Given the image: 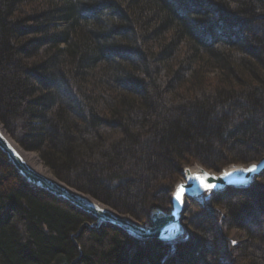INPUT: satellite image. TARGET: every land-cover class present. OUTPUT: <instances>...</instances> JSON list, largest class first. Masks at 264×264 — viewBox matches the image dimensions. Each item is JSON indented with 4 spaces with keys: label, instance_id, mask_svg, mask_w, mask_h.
Segmentation results:
<instances>
[{
    "label": "trees",
    "instance_id": "16d2710c",
    "mask_svg": "<svg viewBox=\"0 0 264 264\" xmlns=\"http://www.w3.org/2000/svg\"><path fill=\"white\" fill-rule=\"evenodd\" d=\"M0 123L150 223L185 165L264 156V0H0ZM184 223L175 243L96 225L0 151V264H264V172L191 200Z\"/></svg>",
    "mask_w": 264,
    "mask_h": 264
},
{
    "label": "water",
    "instance_id": "95a60500",
    "mask_svg": "<svg viewBox=\"0 0 264 264\" xmlns=\"http://www.w3.org/2000/svg\"><path fill=\"white\" fill-rule=\"evenodd\" d=\"M1 124V123H0ZM0 151L31 186L68 203L91 217L96 225L105 224L140 240L177 242L186 237L185 213L190 200L198 196L228 188H244L251 185L264 172V156L247 165L233 164L218 172L204 166L185 165L170 196L169 211L155 208L150 214V223L142 224L131 216L120 214L103 202L75 189L54 175H46L34 168L25 157V151L0 125Z\"/></svg>",
    "mask_w": 264,
    "mask_h": 264
},
{
    "label": "bare ground",
    "instance_id": "6f19581e",
    "mask_svg": "<svg viewBox=\"0 0 264 264\" xmlns=\"http://www.w3.org/2000/svg\"><path fill=\"white\" fill-rule=\"evenodd\" d=\"M1 126H3L2 124H0ZM4 127V126H3ZM5 128V127H4ZM5 131L7 132V130L5 129ZM7 134L8 135H10L8 132H7ZM11 136V135H10ZM15 141V140H14ZM16 142V141H15ZM17 143V142H16ZM18 144V143H17ZM19 145V144H18ZM25 157H26V159L31 163V165L34 167V168H36L39 172H41V173H44V174H46V175H48V172H46V171H48L46 168H43L44 167V165L43 164H41L39 161H38V157H37V155L36 154H34V153H25ZM46 167V166H45ZM181 178H182V175H181ZM180 178V179H181ZM179 179V180H180ZM89 195V194H88ZM91 196V195H90ZM91 197H93V196H91ZM209 197V196H208ZM207 196H198L196 199H192V200H197V201H199V202H201V203H205V199H207L208 198ZM93 198H95V197H93ZM100 201V200H99ZM191 201V200H190ZM190 203V202H189ZM105 204V203H104ZM107 205V204H106ZM107 206H109V205H107ZM189 206V205H188ZM110 207V206H109ZM110 208H112V207H110ZM113 209V208H112ZM188 209V208H187ZM113 210H115V209H113ZM116 211V210H115ZM185 217H186V215H185ZM185 224V223H184ZM186 226V225H185ZM112 228H114V227H112ZM114 229H116V228H114ZM187 229V228H186ZM122 232V231H121ZM126 234V233H125ZM128 235V234H127ZM129 236V235H128ZM178 242V241H177ZM175 243V242H174Z\"/></svg>",
    "mask_w": 264,
    "mask_h": 264
},
{
    "label": "rangeland",
    "instance_id": "374dc122",
    "mask_svg": "<svg viewBox=\"0 0 264 264\" xmlns=\"http://www.w3.org/2000/svg\"><path fill=\"white\" fill-rule=\"evenodd\" d=\"M24 151H25V153H34V154H36L37 155V157H38V161L42 164V162H41V160H40V158H39V156H38V154L36 153V152H31V151H27V150H25V149H23ZM263 157V156H262ZM261 157V158H262ZM258 160H260V159H258ZM258 160H255V161H258ZM255 161H251V162H255ZM249 163V162H248ZM233 164H243V165H247V163H232V164H228V165H226V166H224L222 169H224V168H226V167H229V166H231V165H233ZM193 165H197V164H193ZM43 168H46L48 171H46V172H48V175H52L53 176V174L51 173V171L47 168V167H43ZM221 169V170H222ZM210 171H214V172H218V171H215V170H212V169H210ZM220 171V170H219ZM63 182V181H62ZM155 209V208H154ZM120 214H122V213H120ZM123 215H127V214H123ZM185 215H186V213H185ZM127 216H130V215H127ZM131 218H133V217H131ZM242 233H239V232H237V231H235L234 232V234H232V238H233V241L235 242V241H239V238L242 236L241 235Z\"/></svg>",
    "mask_w": 264,
    "mask_h": 264
}]
</instances>
